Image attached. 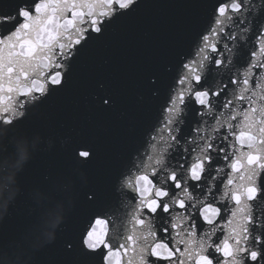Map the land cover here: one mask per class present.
Returning a JSON list of instances; mask_svg holds the SVG:
<instances>
[{"label":"snow or ice","instance_id":"1","mask_svg":"<svg viewBox=\"0 0 264 264\" xmlns=\"http://www.w3.org/2000/svg\"><path fill=\"white\" fill-rule=\"evenodd\" d=\"M139 0H0V127L69 85ZM195 26L140 83L150 118L123 162L80 197L62 264H264V0H202ZM95 113L119 96L103 79ZM125 115L121 112V116ZM77 141L71 159L100 157Z\"/></svg>","mask_w":264,"mask_h":264},{"label":"water","instance_id":"2","mask_svg":"<svg viewBox=\"0 0 264 264\" xmlns=\"http://www.w3.org/2000/svg\"><path fill=\"white\" fill-rule=\"evenodd\" d=\"M201 3L139 0L64 90L30 107L14 130L0 127V264H62V241L84 223L82 188L102 182L139 143L150 118L141 79L171 57L203 15ZM97 79L120 98L111 115L87 104ZM91 136L100 157L79 165L71 147Z\"/></svg>","mask_w":264,"mask_h":264}]
</instances>
